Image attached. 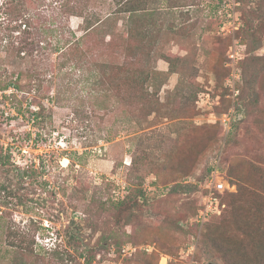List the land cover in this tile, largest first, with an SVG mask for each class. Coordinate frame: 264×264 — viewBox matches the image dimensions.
Returning a JSON list of instances; mask_svg holds the SVG:
<instances>
[{"label": "rangeland", "instance_id": "obj_1", "mask_svg": "<svg viewBox=\"0 0 264 264\" xmlns=\"http://www.w3.org/2000/svg\"><path fill=\"white\" fill-rule=\"evenodd\" d=\"M146 6L138 36L110 42L96 27L81 43L87 66L104 63L106 97L81 101L86 86L76 85L78 97L49 102L66 70L58 72L54 54L14 60L0 52V264H86L80 253L91 264H161V255L162 264H228L203 236L222 215L195 217L211 167L234 185L229 192L242 175L264 172V0ZM113 7L88 4L100 16ZM63 22L83 33L81 17L51 24ZM137 46L145 54L135 57ZM138 64L157 71L148 88L154 111L142 97L128 98L121 82ZM137 189L133 213L129 204L109 205ZM226 231L241 234L233 223ZM262 242L260 256L264 235ZM124 244L152 250L124 258Z\"/></svg>", "mask_w": 264, "mask_h": 264}, {"label": "trees", "instance_id": "obj_2", "mask_svg": "<svg viewBox=\"0 0 264 264\" xmlns=\"http://www.w3.org/2000/svg\"><path fill=\"white\" fill-rule=\"evenodd\" d=\"M31 1L39 7L37 12L29 7L28 0H0V27H2V20H7V24L0 28L1 40L5 39V43L0 45V52H4L7 58L14 60L22 59L28 55L33 56L34 54H54V59L58 60V64L55 65L59 70L58 72L66 70L62 72L55 96L48 95L47 100L49 102L58 103L62 99L69 100L72 97H78L72 96L71 93L76 85L86 86L85 89L82 87V91H85V93L79 96L81 101H87L91 96L94 99L98 96L100 98L106 97V91L109 90V87L107 86V80L106 82L104 80V77H106L104 63L97 62L98 67L87 66L90 50L83 49L81 43L96 27L104 29L103 35L109 37L110 42L124 35L129 38L138 36L140 32L136 26V21L139 17L143 19L149 17L150 10L146 6L149 0H111L114 7L104 16L88 10V4L92 0H49L50 11L47 13L43 10V0ZM236 1L243 2L245 0ZM70 16L81 17L83 33L80 36L70 29L68 23L63 22L62 25L51 24L58 18L64 17L67 20ZM37 20L41 21L36 24ZM15 31L18 33L14 34ZM41 40L46 45L40 46ZM143 53L145 54L137 46L133 55L139 57ZM164 59L168 60L167 58ZM76 70L79 74H76ZM86 70L89 72L88 74H86ZM155 70L138 64L133 71L124 70L121 80L125 89L128 90V98L142 97L148 109L153 111L154 109L150 107L155 102L153 99L154 94L148 88L153 85L154 75L157 73ZM52 80L49 81L50 86L53 84ZM15 85V82H11V86L16 87L17 85ZM5 87L9 86H4L1 91H4ZM63 92H70V94L64 98ZM36 116H38V113H36ZM213 170L214 168L211 167L208 174L210 175ZM256 173L258 174V171ZM237 175L240 177L239 173ZM242 177L244 183L237 184L236 192L226 190L220 195L221 202L225 205L219 214V216L222 215L220 222L208 224L203 236L210 244L216 246L217 253H220V257L222 256V259L228 264H264V254L260 256L256 252L263 244L264 195H258L251 190L253 186H257L264 193V172L262 171L252 178L244 175ZM205 192L206 189L203 188L201 194ZM139 196H143L141 189H137L136 194L112 201L109 205H112L113 208H121L129 204L131 213H133ZM243 196L249 197V203L244 201ZM132 215L134 217L136 214ZM232 223L242 235L239 233L231 234L226 231L227 226ZM10 235L16 236V234ZM71 237L75 236L71 235ZM121 246L117 250L120 256ZM262 247L264 248V245ZM139 251L136 250L133 254ZM79 257H82L86 264L92 262L90 256L85 258L84 254L80 253Z\"/></svg>", "mask_w": 264, "mask_h": 264}, {"label": "built area", "instance_id": "obj_3", "mask_svg": "<svg viewBox=\"0 0 264 264\" xmlns=\"http://www.w3.org/2000/svg\"><path fill=\"white\" fill-rule=\"evenodd\" d=\"M234 188L222 175H219V170H213V172L206 178L204 189L206 192L201 194V208H199L196 214L195 221L203 223L214 215H219L224 204L221 202V197L226 190ZM151 251L150 246H137L131 244H124L121 246V256H132L136 250ZM166 256L161 255L159 263H165ZM163 260V261H162ZM116 264V262H114Z\"/></svg>", "mask_w": 264, "mask_h": 264}, {"label": "water", "instance_id": "obj_4", "mask_svg": "<svg viewBox=\"0 0 264 264\" xmlns=\"http://www.w3.org/2000/svg\"><path fill=\"white\" fill-rule=\"evenodd\" d=\"M209 264H213V263H209Z\"/></svg>", "mask_w": 264, "mask_h": 264}]
</instances>
